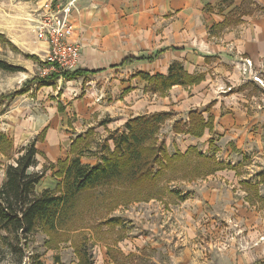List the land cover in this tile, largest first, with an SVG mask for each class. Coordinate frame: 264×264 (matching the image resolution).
Here are the masks:
<instances>
[{
	"label": "rangeland",
	"instance_id": "1",
	"mask_svg": "<svg viewBox=\"0 0 264 264\" xmlns=\"http://www.w3.org/2000/svg\"><path fill=\"white\" fill-rule=\"evenodd\" d=\"M92 1L84 3L92 7ZM67 3L74 4L73 17L83 35L84 48L89 50L86 56L83 54L81 66L95 67L96 63L89 60L103 55L114 60L115 51L109 45L111 18H90L89 24H83L78 13L81 11L78 0H0V33L5 38L0 43V62L21 68L16 71L0 68V94L13 92L24 80L35 75L44 76L52 70L45 59V44L37 40L34 27L48 6ZM252 8L246 2L238 11ZM29 55L38 59L29 58ZM257 70L260 83L253 79L254 71L250 82L240 81L230 87V93L239 94L246 110L240 113L234 109H221L220 123L213 119V130L205 129L204 136L194 141L195 147L213 155L222 169L188 181L186 178L191 176L193 168L203 165L191 153L171 164L158 177L156 198L126 204L122 201L127 194L117 187L82 191L72 205H67L55 231L46 233L38 229L27 240H22L21 264H80L82 252L91 264H252L257 259H264V69ZM86 82L82 78H59L53 86L39 89L32 86L13 102L0 104V132L12 139L15 149L37 136L39 139L38 134L47 122L37 123L36 127H29L28 122L36 121V117L63 119L69 111L66 109L68 103L81 98L85 89L94 91ZM182 87L188 95L187 86ZM144 89V96L134 98L160 101L163 97L153 94L147 85ZM186 99L175 93L168 100L171 103L167 104L173 106L170 110L174 111L170 112V117L174 113L178 120L187 121V109L193 104L189 101L186 104ZM58 102L65 108L63 112L57 110ZM207 107L210 110L211 104L201 108L205 117ZM228 118L230 121L226 123ZM72 122L70 116L67 119L70 129H66L70 139L74 131ZM161 129L157 134L159 142L163 141L166 132L165 127ZM208 140L212 141L211 145ZM85 143L80 154L83 157L97 152L101 156L109 146L106 140L97 142L91 131ZM35 145L39 154L37 164L31 170L46 168L36 186L39 192L43 187L53 188L59 178L51 175L56 168L49 167V162L55 160L40 149L39 140ZM165 146L169 154L175 149L184 151L186 148L182 145L178 148L171 142ZM109 147L112 149L113 145ZM8 162L4 158L0 163L5 166ZM157 168V164L153 165V170ZM0 234L4 232L0 231ZM19 254L15 256L0 247V264H15Z\"/></svg>",
	"mask_w": 264,
	"mask_h": 264
},
{
	"label": "crops",
	"instance_id": "2",
	"mask_svg": "<svg viewBox=\"0 0 264 264\" xmlns=\"http://www.w3.org/2000/svg\"><path fill=\"white\" fill-rule=\"evenodd\" d=\"M251 1L246 2L249 6H253L248 10L252 13L242 15L238 23L216 27V24L221 23L232 9H237L236 14L232 16L233 19L243 12L238 10L246 2L242 0H226V2L223 0H93L92 8L84 3L86 0H78L81 6V11L78 10V13L83 24H89L90 18L101 16L111 18V27L108 28L109 45L114 49L116 57L112 61L106 55L98 56L89 60L96 63L95 67L81 66L83 54L86 56L89 50L84 48L83 35H80L81 31L76 25L73 10L71 14L74 24L73 39L79 40L81 44V56L77 67L101 69V71L82 78L87 80V85H90V89L94 91L85 89L86 93L81 98L68 103L66 109L70 112L68 111L63 119L46 120L43 117L39 119L36 117V121L30 120L31 118L26 120L27 122L30 120L29 127L47 122L45 125L48 127L44 126L48 129L46 134L44 132L46 137L44 138L43 135L39 140L42 144L40 149L50 154L51 159L55 161L59 158L71 157L70 143L83 131L90 129L96 136L97 142H105L110 133L124 131L125 122L131 117L156 112H174L170 110L173 106L167 103H171L168 100L175 93L187 97L186 104L188 101L193 104L187 109L186 114L190 110L201 112L203 106L211 104L209 113L213 115L215 123L216 121L220 123L221 109H234L242 113L244 109L246 110L243 100L239 99V94L230 93V87L240 81L250 82L254 71L258 76L257 69H264V11L256 8V6L264 7V0ZM162 49L164 51L153 61L140 60L125 66L110 67L117 65L125 56H148ZM245 58L251 61L252 66L250 71L243 73L239 61ZM173 62L180 63L189 74H202L203 79L197 84L187 86L188 95L181 85H174L169 89V94L161 97L160 101L134 98L136 95L144 96L143 88L147 85L146 81L135 76L136 72L141 71L151 75L165 74ZM228 66L232 67L231 70ZM219 88L222 90L219 91ZM125 89L127 91L123 92ZM14 100L15 98L9 102ZM173 114L161 124L160 129L165 127L166 130L163 141L176 143L178 148L181 145L185 146V150L181 151L184 153L189 146H195V139L202 138L204 132L201 137L173 132V121L179 119ZM70 116L73 117L72 139L68 138L66 132V129H70L67 124ZM229 121V118L226 119V123ZM8 124L12 125L11 122ZM206 133L208 134V131ZM106 142L112 146L111 139ZM35 147L38 150L36 145ZM91 147L92 143L90 150ZM99 154L97 152L90 157L80 156V161L93 165L99 160ZM4 158L6 159L0 154V162H4ZM3 168L4 165L0 163V184L4 176ZM52 184L51 182V186ZM253 253L250 252V256ZM259 261L264 259H257L252 264Z\"/></svg>",
	"mask_w": 264,
	"mask_h": 264
},
{
	"label": "trees",
	"instance_id": "3",
	"mask_svg": "<svg viewBox=\"0 0 264 264\" xmlns=\"http://www.w3.org/2000/svg\"><path fill=\"white\" fill-rule=\"evenodd\" d=\"M252 2L242 0V2ZM226 2V0H223ZM258 10L264 11V7L256 6ZM237 9H232L224 20L216 24V27H224L230 23H238L241 16L252 12H240L234 19ZM253 11V10H252ZM5 41L4 35L0 33V43ZM10 43V42H9ZM13 46V44L10 43ZM164 51L158 50L148 56L128 55L115 66H125L140 60L153 61ZM29 58L38 59L34 55ZM0 68L6 70H20L18 66H12L6 62H0ZM101 69L75 68L72 70H61L55 68L44 76H32L22 82L21 86L13 92L0 94V104L4 101H12L15 97L23 95L35 86L39 89L44 86H53L59 78L74 80L76 78H86L88 75L96 74ZM147 82L149 90L159 96H165L167 91L174 85L191 86L199 83L203 79L202 74H189L178 62L169 65L167 73L148 74L136 72ZM146 89V87H145ZM144 89V90H145ZM127 91L125 89L123 92ZM57 110L62 112L64 107L61 102L57 103ZM207 117L198 110H190L187 114V121L177 120L172 125L175 133H185L194 137H201L205 129L213 130V116L209 113ZM170 117V112H156L142 114L129 118L125 122V130L122 132H112L107 139L112 140L113 148L106 146L99 160L89 165L80 161V154L86 147L85 138L91 131L77 135L70 143L69 153L73 157L57 159L49 162L50 169L56 168L52 176L59 178L53 188H43L39 192L36 190L37 184L45 175V169L34 171L37 164L39 151L35 147V141L43 138L46 127L41 130L38 136L30 143L15 149L13 141L3 132H0V154L6 157L9 162L4 166V177L0 184V247L13 255L19 254L14 261L21 264L23 255L21 254V242L38 229L51 233L57 229L58 222L67 205H72L75 197L82 191L96 189L99 187H117L127 194L122 202L147 201L157 196L159 186L158 177L162 172L177 160L187 158L191 153L199 158L200 164L193 168L191 176L186 178L193 181L208 174L222 169L213 155H208L199 151L195 146H189L182 153L175 149L169 154L165 143L158 140L157 134L160 125ZM106 139V140H107ZM211 145L212 141L208 140ZM157 164V170H153V165ZM117 204V203H116ZM36 264H39L36 262ZM80 264H91L88 256L82 252ZM256 264H264L259 261Z\"/></svg>",
	"mask_w": 264,
	"mask_h": 264
},
{
	"label": "built area",
	"instance_id": "4",
	"mask_svg": "<svg viewBox=\"0 0 264 264\" xmlns=\"http://www.w3.org/2000/svg\"><path fill=\"white\" fill-rule=\"evenodd\" d=\"M73 10V3L50 5L35 24L36 38L45 44V59L52 70L55 68L72 70L79 64L81 44L79 40L73 39L74 24L71 19ZM239 62L243 73L250 71L252 64L249 59L245 58ZM253 79L261 82L258 76H254Z\"/></svg>",
	"mask_w": 264,
	"mask_h": 264
}]
</instances>
